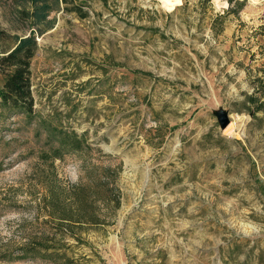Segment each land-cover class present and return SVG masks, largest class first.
Segmentation results:
<instances>
[{
    "label": "rangeland",
    "instance_id": "374dc122",
    "mask_svg": "<svg viewBox=\"0 0 264 264\" xmlns=\"http://www.w3.org/2000/svg\"><path fill=\"white\" fill-rule=\"evenodd\" d=\"M227 6L58 0L46 26L0 0V51L38 45L32 117L0 106V264H264V0ZM100 167L93 220L65 227L48 192Z\"/></svg>",
    "mask_w": 264,
    "mask_h": 264
},
{
    "label": "trees",
    "instance_id": "16d2710c",
    "mask_svg": "<svg viewBox=\"0 0 264 264\" xmlns=\"http://www.w3.org/2000/svg\"><path fill=\"white\" fill-rule=\"evenodd\" d=\"M26 1L30 2L31 8L25 11V15L30 19L32 25L45 24L49 26L52 23L53 19L48 18V15L51 10L57 8L58 0ZM227 1L226 13L238 12L244 3V0ZM39 32L41 33V30ZM3 34L4 31L0 30V39L3 38ZM13 36V45L6 50L0 51V73L4 75L3 83L0 86V106L9 111L17 110L19 113L26 114L27 118H31L33 114V98L30 88V61L38 47L35 31H31L28 35ZM255 99L254 95L248 96V100L251 103ZM258 106H261L260 108L264 107V101L255 105V107ZM56 131L64 138H72L74 149H81L79 139L74 131L63 130L62 128ZM93 173L88 185L77 183L67 190L56 187L48 192L47 204L49 212L60 218L59 223L65 227L69 228L72 221L90 222L93 220V217H91L94 213L91 210L93 211L95 208L92 200L95 198L93 194H97L101 190L99 187L105 185L103 179L107 178L108 181L110 180L109 174L112 173V169L100 167L99 170L93 171ZM84 218H86L85 221L82 220ZM31 249L32 246L28 244L27 247L21 249L19 256L33 258L35 253ZM41 257L46 258L45 256Z\"/></svg>",
    "mask_w": 264,
    "mask_h": 264
},
{
    "label": "water",
    "instance_id": "95a60500",
    "mask_svg": "<svg viewBox=\"0 0 264 264\" xmlns=\"http://www.w3.org/2000/svg\"><path fill=\"white\" fill-rule=\"evenodd\" d=\"M218 119L220 121V127L221 128H224L227 125V123L229 122V119L227 118L225 113H220L218 115Z\"/></svg>",
    "mask_w": 264,
    "mask_h": 264
},
{
    "label": "bare ground",
    "instance_id": "6f19581e",
    "mask_svg": "<svg viewBox=\"0 0 264 264\" xmlns=\"http://www.w3.org/2000/svg\"><path fill=\"white\" fill-rule=\"evenodd\" d=\"M167 1H178V0H162V2H167Z\"/></svg>",
    "mask_w": 264,
    "mask_h": 264
}]
</instances>
